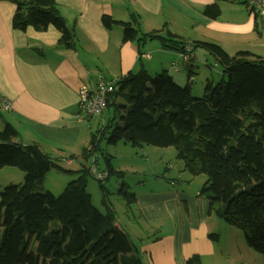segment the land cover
Masks as SVG:
<instances>
[{
    "label": "trees",
    "instance_id": "1",
    "mask_svg": "<svg viewBox=\"0 0 264 264\" xmlns=\"http://www.w3.org/2000/svg\"><path fill=\"white\" fill-rule=\"evenodd\" d=\"M0 1L15 5L14 29L30 26L43 31L53 26L61 33L60 44L73 47V32L54 0ZM219 12L214 3L204 8L210 18ZM101 22L106 28L120 24L124 41L136 40L139 34L136 19L133 25L103 15ZM160 32H145L138 40L156 39L164 48L186 51L178 35ZM193 44L219 64L225 79L214 85L207 81L201 97L192 93L189 82L178 85L165 70L151 76L142 68L114 80L103 111L108 119L92 133L90 147L82 150L78 177L58 195L42 183L50 169L60 168V157H51L36 142H16L17 131L5 124L0 131V168L17 167L25 174L21 183L0 190V264H143L140 251L117 226L116 214L107 204L104 181L111 175L122 178L124 172L111 166L103 141L174 147L183 170L206 176L201 194L209 210L241 230L247 245L264 258V56L248 51L230 55L212 41ZM187 75L190 81L193 71ZM97 151L106 155L103 169L108 176L103 181L85 165L90 157H96L97 165ZM87 176L98 182L105 212L93 205ZM121 183L118 192L130 206L135 194ZM198 261L193 255L187 264Z\"/></svg>",
    "mask_w": 264,
    "mask_h": 264
},
{
    "label": "crops",
    "instance_id": "2",
    "mask_svg": "<svg viewBox=\"0 0 264 264\" xmlns=\"http://www.w3.org/2000/svg\"><path fill=\"white\" fill-rule=\"evenodd\" d=\"M54 1L73 32L72 48L60 44L61 33L53 26L43 31L30 26L24 31L14 29L15 5L0 1V131L9 124L17 131L16 142H36L51 157H60L67 164L76 161L80 166V154L90 147L92 133L108 119V113L86 116L80 111L82 87L94 88L101 79L116 80L144 68L148 73L165 70L172 79L189 82L197 96L202 88L193 84L192 77L188 80L187 72L191 69L199 74L202 83L200 72L209 61L204 54L202 59L197 57L194 41L215 42L230 55L248 51L264 56V33L243 0ZM213 3L220 12L210 18L204 8ZM103 15L133 25L136 19L137 39L124 41L123 27L112 24L106 28L101 22ZM154 30L178 35L190 50L164 48L156 39L138 40L140 34ZM207 81L212 83L209 78ZM2 98L10 102L8 109L3 108ZM141 148L142 152L148 150ZM164 150L158 153L169 152L167 147ZM69 154L75 158H68ZM13 168H0V183L7 172L18 177L20 173ZM180 177L181 184L172 178L162 191L133 192L136 199L131 205L137 204L143 217L154 224L136 231L130 219L121 222L116 218L120 229L124 224L136 236L142 263L187 264L190 257L198 255L197 264H264L263 256L247 245L241 230L226 222L222 227V219L209 210L208 200L201 194L206 176L200 179L189 173L190 181Z\"/></svg>",
    "mask_w": 264,
    "mask_h": 264
},
{
    "label": "rangeland",
    "instance_id": "3",
    "mask_svg": "<svg viewBox=\"0 0 264 264\" xmlns=\"http://www.w3.org/2000/svg\"><path fill=\"white\" fill-rule=\"evenodd\" d=\"M245 7L249 10L246 5ZM196 49V54L199 59H202V55L204 54L209 61L208 66L204 63L206 68L202 67V71L200 72V76L202 77V83L201 81H199V74H193L192 76L193 84L198 83V85H196L202 88L199 93H196L198 94L197 96L200 95L199 97H201L204 92L206 78H209L212 81V84L214 85L221 79H225V76L222 75V69L219 64L203 48L197 47ZM156 72L150 71L149 74L151 76H154ZM174 82H176L178 85L185 84V82H179L177 81V79H175ZM198 87H196L195 90H197ZM106 113L107 112H105L104 114ZM4 116L8 119L7 113L4 112ZM95 119H98V117H95ZM101 147H105L104 152L105 154L109 155L111 164L114 166V168L121 167L124 172L122 178H119L115 175H111L103 183L106 190L105 196L107 198L108 207L114 210L117 220H121L122 222L127 221V219H130L133 222L132 226L135 228L136 231H139L140 227L146 224H154V221L146 220L143 217L142 213H140L137 204L131 205L130 208L128 207L125 199L118 192L122 184L121 182H123L124 188L128 192H140L147 190H153L157 192L165 190L167 187H169L170 180L172 178H174L176 184H181L180 181L182 180V178H179V175H183L186 181H190L192 179L191 177H189V173L183 170L182 163L176 159V150L172 146L167 147V151L169 152L163 154L158 153V151H165V148L143 145V147L148 150H144L142 152L143 148L133 147L123 141H119L113 145L106 144L103 141L101 143ZM97 153L99 155V159L97 160L96 166H98L100 169H103L105 166L106 155L100 153V151H97ZM88 161V165H91L93 163V157H90ZM58 163L60 165V168L50 169L45 175L42 183V187L45 190L50 191L54 195H58L68 182L75 180L79 175L77 171L79 168L78 162L74 161L72 164H67L65 161L59 160ZM13 169H15L13 171L20 174H18L17 177V174H13L14 172H7L6 175L3 177V181H1L2 183H0L2 184L0 186V190H2L3 187L9 184H18L23 181L25 173L17 167ZM65 170L71 171L65 172ZM199 177L200 179L201 177L205 178V175L199 174ZM1 179L2 178L0 177V180ZM194 179L199 178L195 177ZM87 182V190L91 194L93 205L100 211L105 212L106 207L101 202L103 192L98 182L90 176H87ZM166 220L167 219H164L163 222H166ZM221 221L223 223L222 227H225V221ZM121 226L122 229L125 230V232L127 233L128 237L133 241V243L138 246V242L135 239L136 236L131 235L126 230L124 224H121ZM166 229L167 226L165 225L163 230ZM167 231L168 230H166V232ZM150 232H153V230L151 229Z\"/></svg>",
    "mask_w": 264,
    "mask_h": 264
},
{
    "label": "built area",
    "instance_id": "4",
    "mask_svg": "<svg viewBox=\"0 0 264 264\" xmlns=\"http://www.w3.org/2000/svg\"><path fill=\"white\" fill-rule=\"evenodd\" d=\"M243 2L257 18L258 27L264 33V0H243ZM186 49L190 50V46L187 45ZM114 82V80L101 79L94 88L82 87L78 101L80 111L86 116L100 115L106 108L108 95L114 90ZM2 101L3 108L8 109L10 102L5 98H2ZM94 159L95 157L93 163L89 165L90 173L96 180L103 181L107 178L108 172L96 166Z\"/></svg>",
    "mask_w": 264,
    "mask_h": 264
}]
</instances>
